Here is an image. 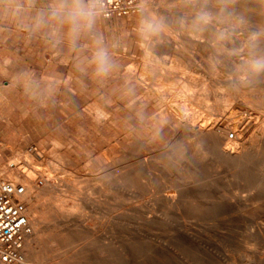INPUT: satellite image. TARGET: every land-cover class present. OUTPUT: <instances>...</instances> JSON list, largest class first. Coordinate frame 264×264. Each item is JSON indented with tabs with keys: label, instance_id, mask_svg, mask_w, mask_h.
Listing matches in <instances>:
<instances>
[{
	"label": "rangeland",
	"instance_id": "obj_1",
	"mask_svg": "<svg viewBox=\"0 0 264 264\" xmlns=\"http://www.w3.org/2000/svg\"><path fill=\"white\" fill-rule=\"evenodd\" d=\"M254 1L264 3V0ZM54 2L55 0H0V173L9 181H12L13 178L5 175V171L8 168L17 171L20 163V176L24 177L23 175H26V173H31L35 178L33 180H36L35 185L38 191H36V194L44 193L40 196L34 194L32 203L27 205L30 234L26 239L32 240L25 239L24 249L26 250L23 249V255L31 261H28V263L23 257V261L16 264H101L102 262L104 264L106 261L108 264H153L155 261L157 264H161L162 262H158V259L153 258H158L159 254L163 253L167 256L163 254L162 256H165L163 259L160 256L163 262H166L164 264H254L253 262L256 261L257 264H264V240L256 234V226L264 223V207L262 206L264 204V158H262L264 151L261 149V146L264 149V126H261L264 119L262 117L264 116V100L262 99L264 98V84L259 81L248 90L239 86L238 90L240 92L235 89V85L238 88L240 81H246V77L243 75L246 74L248 55L244 47L241 45L235 46L232 43L223 45L224 43L219 38L212 36L207 30L198 31L200 32L198 33L190 25L182 27L176 23L178 17H190L191 15L193 6L187 4L186 0H140L141 11L130 16L105 18L97 14L91 32H81L73 42L68 35L67 25H62L59 21L51 19L47 15ZM97 3L98 0H96V7ZM161 3L163 4L161 5ZM236 3L235 8H232L243 21L245 20L242 25L236 27V29L239 28V31L237 30L238 34L243 38L249 30V34L257 32L261 35L262 30L264 31V7H254L255 16L247 19L244 0H239V3L238 1ZM209 7L212 8V3L209 4ZM150 10L154 11L151 12ZM213 11H216V9L213 8ZM42 12L46 13L43 18L44 22L38 24L37 18ZM149 16L158 18L165 24L166 33L164 30L160 35L161 38L151 37L154 44L151 42L152 39L149 40L150 37L143 36L139 31L141 21ZM257 17L261 19L263 25ZM176 32L178 33V39L176 38ZM165 38L168 40H165ZM97 40L101 41L99 45ZM160 40L166 44L161 46L162 42ZM170 42H174V44L171 43L170 45ZM218 42H221L220 46ZM174 45L180 48L175 47L176 49L173 48V51L172 47ZM156 46L160 49L159 51H156ZM165 46L168 50L162 51ZM221 46H224L225 50L221 49ZM98 47H104L111 60V69L105 75L97 74L95 71L94 57ZM217 47L221 50H217ZM169 49L172 50L174 55ZM181 51L184 53L182 54ZM254 54L259 55L260 53L255 52ZM209 59L211 61L208 63L207 60L209 61ZM177 65L181 67L177 68L178 70L175 68L178 67ZM185 65L188 66V69L184 68ZM182 68L183 72H181ZM235 70L237 73H235ZM128 71L130 74L135 73L134 76L131 75L133 77L129 78L126 75ZM146 72L149 78H145ZM238 72H241V74L238 75ZM172 74L183 80L178 78L175 81L177 78L173 77ZM232 74L235 76L233 77ZM236 75L237 78L239 76L240 81L236 78ZM159 76L163 79H158ZM169 76L171 79L167 78ZM228 76L232 79L227 80ZM142 78L145 79V82ZM154 78L157 81L159 80L156 81L157 84L153 83ZM174 78L175 80L172 81ZM127 79H130V81ZM148 79L151 81H148ZM196 79H198L197 84H195ZM193 80L194 83H192ZM139 81L144 84L142 85ZM146 81L150 83H146ZM228 82L230 85H227ZM53 83L59 89L64 88V90L62 94L49 98L45 92L47 86ZM145 83L148 84V88ZM158 84L162 90H159ZM203 84L205 87L207 86V89L202 86ZM184 86H187V88H184L186 91L183 90ZM228 86H232L231 89H235L237 92L234 94L235 91L233 92L231 89L229 91ZM188 87L190 90H188ZM253 88L258 91L255 92L252 90ZM175 89L180 92L184 91L183 93L178 92L182 97L176 93L177 90ZM251 90L256 93L254 94L259 99H255L253 93L250 94ZM154 91L156 96L151 93ZM166 91L169 97L166 95ZM231 91L232 93H230ZM168 92H173V95ZM259 92H262L261 95ZM186 94L187 96L190 94L191 97H186ZM157 96H159V99L156 98ZM176 98L179 101H174ZM167 100L170 101L167 103ZM172 100L178 105H175L176 103L174 104ZM180 100L182 101L180 102ZM194 100L196 104H199L195 105L194 103V106L192 104ZM254 100L263 102V105ZM183 101L188 102V105L186 103V106ZM204 101H207L210 106H207L206 102L203 103ZM211 101L216 102V105ZM246 101L247 104H245ZM172 104L177 107L174 108ZM182 107H185V110H182L183 113L181 112ZM200 108L202 109L200 110ZM179 109L180 112H177ZM97 110L102 111V117L98 115ZM206 110L210 111L208 112V114L210 113L209 117ZM184 111H188L185 112L187 115ZM224 112L228 116H218V113L221 115ZM248 112L252 113V116ZM170 113H175V115L179 113L177 114L179 117L188 118L189 120H187L191 124L196 123V118L198 122L196 124H203V122L216 124L218 121L219 123L216 125L219 127L223 126L222 122L223 124L225 122L226 124L229 122H244L243 127H247L257 121L255 123H258L261 127L250 130L249 135H247L249 139L247 136V139H245V147L248 159L261 153V151L263 152L260 154L261 157L259 154L257 155L262 158L263 167L253 166L251 170L243 171L236 165L218 159V154L208 150V146L197 140V135L175 130L170 125L161 126L158 121L161 120V123H163L166 115ZM195 113L198 114H196L197 117ZM257 113L258 116L261 115L262 120L260 116H257ZM189 114L190 117H186ZM241 115H244V118ZM255 115L256 117H254ZM216 116L218 119L219 117L223 118L222 120L219 119L221 122ZM191 117L193 120H191ZM249 117H252V122ZM208 118H211L210 122ZM160 127L163 128L160 129ZM223 127L219 130L221 131ZM152 129L156 132H152ZM252 132L253 134L250 135ZM195 139L200 142L199 145ZM253 139H255L254 142ZM252 142L258 143V146L254 144V147H252ZM188 143L191 145L190 147L187 145ZM259 144H261L260 147ZM201 145L204 147L202 148ZM128 146L130 147L127 149ZM117 147L119 148L116 149ZM195 148L198 149L195 150L196 152L201 151L198 153L199 155L195 153ZM254 148L256 151H253ZM201 149L207 150L206 153V150L203 151L206 155L202 153ZM171 150L172 153H168ZM249 152L253 153L249 154ZM167 153H171L170 156ZM208 154L209 156H207ZM205 156L208 157V160ZM104 157L108 158V161ZM202 158L204 159L201 160ZM124 163L127 164L123 166ZM211 164H214V168ZM216 169L218 173L215 171ZM252 175L255 177H252ZM216 177L218 180H216ZM47 180L49 181L47 182ZM58 184L60 185L57 186ZM208 188L218 191L220 199H217V201L222 202V206L212 208L205 205L204 200H207L205 196L208 195L206 194ZM246 192H249V194ZM52 193L53 196H51ZM195 193L197 196H194ZM42 198L43 200H40ZM250 198H252L251 201ZM190 199H192L191 202H189ZM52 201L59 202L56 204ZM199 201L202 203L199 204ZM39 204L40 207H37ZM65 204H68L67 207ZM31 205H36V207L34 206L35 209L46 205L47 209L43 206L37 214L33 211L35 209ZM59 207H63L65 210H61L62 208ZM73 207L76 208V211L73 210ZM126 207L127 209H125ZM43 208L44 210H42ZM246 208L251 210L248 211ZM59 209L63 212H59ZM216 209L221 210V212H216ZM48 210L50 214L47 212ZM244 211L247 214L243 215ZM41 212L45 214L43 213L42 216ZM237 212L239 215H246L245 217L251 219L255 226L252 222L248 224L245 219L237 221L236 216H234L237 215ZM68 215L73 216L67 218ZM38 217L41 220H38ZM223 218L224 220H222ZM36 219L38 223H33ZM70 226L71 231L68 229ZM59 228L60 230H58ZM188 229H190V232ZM247 231H249L248 234L251 237L248 236ZM251 231L252 233H250ZM59 232L61 233L59 234ZM253 233L257 239L252 235ZM139 239H144V241H139ZM155 245L156 249L154 248ZM255 245L259 249L258 251L254 250ZM48 246L52 250L49 251ZM261 248V253H259ZM236 249L240 251L243 249V251L237 252ZM52 251L53 255H51ZM62 251L65 255L61 254ZM56 253H60L62 257L59 256L60 254L56 257ZM241 253L246 256L241 255ZM252 254L254 256L250 257ZM31 255L38 256L39 259L34 260ZM242 256L247 257L252 262H248L247 258L241 259ZM257 256L259 259H255ZM134 257L137 259L136 262L133 259ZM143 258L146 261L144 259L143 262H138V259L142 261ZM98 260L99 262H97Z\"/></svg>",
	"mask_w": 264,
	"mask_h": 264
},
{
	"label": "bare ground",
	"instance_id": "obj_2",
	"mask_svg": "<svg viewBox=\"0 0 264 264\" xmlns=\"http://www.w3.org/2000/svg\"><path fill=\"white\" fill-rule=\"evenodd\" d=\"M172 1V0H171ZM176 1V0H175ZM238 1V3H239V0H235V2L232 4V5H230L231 6V8L233 7V8H235L234 6H235V3ZM161 2H163V1H161ZM171 3V2H170ZM159 4H160V2H159ZM163 3H161V5H162ZM237 4V3H236ZM244 4H245V8L246 9H244L245 10V14H246V16L248 17L247 19H251V18H253V16H255V14L256 13H254L255 11L253 10V8L254 7H259V6H261V7H264V3H262V2H257V1H254V0H244ZM177 5V4H176ZM149 7V6H148ZM242 7V6H241ZM240 7V8H241ZM257 7V8H258ZM232 8V9H233ZM173 9V8H172ZM237 9V8H236ZM239 9V8H238ZM243 9V8H242ZM256 9V8H255ZM217 10V9H216ZM257 10V9H256ZM151 12L152 11H154V10H150ZM237 11V10H236ZM149 12V11H148ZM150 12V13H151ZM244 12V11H243ZM243 12H242V14H243ZM154 13V12H153ZM159 13L161 14V12L159 11ZM148 14V13H147ZM155 14H156V12H155ZM155 14H154V16H155ZM245 14H243V15H245ZM264 14V13H263ZM150 15V14H149ZM153 15V14H152ZM239 15V14H238ZM241 15V14H240ZM258 15V14H257ZM256 15V16H257ZM264 16V15H263ZM259 17V16H258ZM257 17V18H258ZM262 18V17H261ZM156 19H158V18H156ZM254 19H255V17H254ZM259 19V18H258ZM257 19V21L259 22V20L261 21V19H259L258 20ZM164 20V19H163ZM174 20V19H173ZM173 20H172V22H173ZM264 20V19H263ZM245 21V20H244ZM172 22H171V24H172ZM247 23V22H246ZM255 23V22H254ZM257 23V22H256ZM255 23V24H256ZM261 24H262V21L260 22ZM264 23V22H263ZM167 24H168V22H167ZM170 24V25H171ZM254 24V25H255ZM173 25V24H172ZM171 25V26H172ZM249 25V24H248ZM263 25V24H262ZM174 26V25H173ZM264 26V25H263ZM166 27H169V26H166ZM178 27V26H177ZM222 26H220V25H216V24H213V25H211V26H209L206 30H207V32L209 33V34H211L212 36H214V37H216V38H219L224 44L223 45H226V44H229V43H232V44H234L235 46H239V45H241V46H243L244 47V49L247 51V55H248V60H250L251 58H252V56H253V54L255 53V52H258V54L259 55H264V31L262 30V32H261V30H260V32H261V35H260V37H258V40L257 41H255L254 43H255V47H253L252 46V42H250L249 41V36H250V34H249V30H248V34L246 35V36H244L243 38L240 36V34H238L239 32V28L238 29H235V31L234 32H232V33H230L227 37H225V38H223V39H221L218 35H217V33L219 32V30H220V28H221ZM170 28V27H169ZM192 28V27H191ZM254 28V27H253ZM259 29V28H258ZM171 30V29H170ZM170 30H168V31H170ZM238 30V31H237ZM192 31V30H191ZM190 31V32H191ZM165 33H166V30L164 31ZM187 32H188V30H187ZM186 32V33H187ZM198 32V31H197ZM201 32V31H200ZM200 32H198V33H200ZM164 33V34H165ZM174 33V32H173ZM177 33V32H176ZM185 33V34H186ZM169 34H171V33H169ZM191 34V33H190ZM166 35V34H165ZM167 35H168V33H167ZM174 35H175V33H174ZM177 35H178V33L176 34V38H177ZM201 35H203V34H201ZM168 36H170V35H168ZM191 36H192V34H191ZM194 36V35H193ZM243 36V35H242ZM157 38H161L160 36L159 37H155V39H157ZM170 38H171V36H170ZM172 38H174L173 36H172ZM152 38L150 37V39L149 40H151ZM175 39V38H174ZM174 39H173V41H174ZM178 39V38H177ZM195 39V38H194ZM202 39V38H201ZM165 40H168L167 38H165ZM153 41V39L151 40V42ZM169 41H170V39H169ZM169 41H167V42H169ZM195 41V40H194ZM198 41V40H197ZM157 42H159V41H157ZM160 42H162L161 43V46H162V44H166V43H163V41H161L160 40ZM196 42V41H195ZM212 42V41H211ZM228 42V43H227ZM153 43V42H152ZM171 43L172 42H170V45H171ZM176 43H177V40H176ZM219 43V42H218ZM221 43V42H220ZM220 43H219V46H220ZM154 44V43H153ZM160 44V43H159ZM172 44H174V42L172 43ZM179 44V43H178ZM177 44V45H178ZM198 44V43H197ZM213 44V43H212ZM156 45V44H155ZM196 45V44H195ZM158 46V45H157ZM156 46V47H157ZM160 46V47H161ZM166 46H168V45H166ZM166 46H165V48H164V50H162V51H166V50H168V49H166ZM171 47V46H170ZM176 47V45H174V47H172V50H173V48H175ZM211 47V46H210ZM158 48V47H157ZM156 48V51L158 50H160L159 48L157 49ZM169 48V47H168ZM176 48H180V47H176ZM175 48V49H176ZM185 48V47H184ZM192 48V47H191ZM212 48V47H211ZM221 49H223V50H225V48H224V46H221L220 47ZM242 48V47H241ZM148 49V48H147ZM166 49V50H165ZM171 49V48H170ZM169 49V50H170ZM198 49V48H197ZM221 49H218V47H217V50H221ZM153 50H155V49H153ZM172 50H170L171 51V53L174 55V53L172 52ZM178 50V49H177ZM180 50V49H179ZM239 50V49H238ZM237 50V51H238ZM174 51V50H173ZM191 51H193V50H191ZM236 51V52H237ZM243 51V50H242ZM182 52V51H181ZM232 52V51H231ZM241 52V51H240ZM245 52V51H244ZM165 53V52H164ZM170 53V54H171ZM176 53V52H175ZM177 53H178V51H177ZM176 53V54H177ZM180 53V52H179ZM184 52H182V54H183ZM188 53H189V51H188ZM193 53V52H192ZM225 53H227V52H225ZM234 53V52H233ZM238 53V52H237ZM162 54V53H161ZM172 54H171V56H172ZM195 54V53H194ZM228 54H230V52H228ZM232 54V53H231ZM246 54V53H245ZM166 55V54H165ZM170 56V55H169ZM179 56V55H178ZM183 56H185V55H183ZM195 56H197L196 54H195ZM238 56V55H237ZM174 57V56H173ZM187 58H188V56H186ZM240 57H241V55H240ZM185 58V57H184ZM207 58V57H206ZM242 58H243V56H242ZM189 59V58H188ZM194 59V58H193ZM202 59V58H201ZM151 60V59H150ZM169 60V59H168ZM176 60H178V59H176ZM184 60H186V59H184ZM190 60V59H189ZM188 60V61H189ZM195 60V59H194ZM241 60H243V59H241ZM166 61V60H165ZM173 61V60H172ZM211 60L209 59V61L207 60V62L209 63ZM230 61H232V60H230ZM237 61V60H236ZM205 62H206V60H205ZM160 63H162V62H160ZM174 63H175V61H174ZM174 63H173V65H174ZM179 63V62H178ZM185 63V62H184ZM189 64H190V62H188ZM247 63V62H246ZM245 63V64H246ZM145 64H146V62H145ZM165 64H167V63H165ZM169 65H170V63H168ZM172 64V63H171ZM187 64V63H186ZM188 64V65H189ZM237 64V63H236ZM147 65V64H146ZM163 65V64H162ZM172 65V66H173ZM176 65V64H175ZM211 65V64H210ZM214 65V64H213ZM137 66V65H136ZM164 66H166V65H164ZM178 66V65H177ZM181 66H182V64H181ZM194 66V65H193ZM192 66V67H193ZM197 66V65H196ZM238 66V65H237ZM138 67V66H137ZM147 68H148V66H146ZM146 67H144V68H146ZM180 66H178V67H175L176 68V70H178L177 68H179ZM187 68L188 66L187 65H185L184 66V68ZM215 67V66H214ZM143 68V69H144ZM172 68V67H171ZM181 68V67H180ZM197 68V67H196ZM246 74L245 75H243L244 77H246V81L245 82H243V81H240L238 78H239V76H238V78H237V75H236V78L241 82H237L239 85H238V88H237V86L235 85V89H239V86H242L241 88H243V87H245V89H251L252 88V86H254V84L255 83H259V81H262L263 82V84H264V71L263 72H259V73H257V72H254V71H252L251 69H250V67H248V66H246ZM142 69V68H141ZM140 69V70H141ZM154 69V68H153ZM156 70H158L157 68H155ZM164 69H166V68H164ZM188 69V68H187ZM228 69V68H227ZM132 70V69H131ZM139 70V69H138ZM139 70V71H140ZM182 70V71H181ZM180 71L181 72H183V68L181 69ZM198 70V69H197ZM215 70V69H214ZM231 70V69H230ZM229 70V71H230ZM238 70V69H237ZM130 71V70H129ZM127 72V74L126 75H128V77L129 78H131V77H133L134 76V74H130V72H132V71H130V72ZM147 71H149V70H147ZM170 71V70H169ZM171 71H173V70H171ZM179 71V72H180ZM190 71V70H189ZM134 72V71H133ZM161 72V71H160ZM129 73V74H128ZM147 73V72H146ZM152 73V72H151ZM159 73V72H158ZM215 73V72H214ZM235 73H237L236 72V70H235ZM243 73V72H242ZM141 74V73H140ZM161 74V73H160ZM181 74V73H180ZM196 74V73H195ZM198 74V73H197ZM207 74V73H206ZM227 74V73H226ZM239 74H241V72L239 73L238 72V75ZM131 75H133V76H131ZM139 75V74H138ZM150 75V74H149ZM152 75V74H151ZM167 76H168V74H166ZM183 75V74H182ZM136 76V75H135ZM140 76V75H139ZM139 76H137V77H139ZM144 76H146L145 78H149V76H148V73L146 74V75H144ZM148 76V77H147ZM153 76V75H152ZM164 76H165V74H164ZM170 76H171V74H170ZM167 77V78H170L171 79V77ZM172 76H173V74H172ZM177 76V75H176ZM176 76H173V77H176ZM184 76H185V74H184ZM205 76V75H204ZM203 76V77H204ZM225 76V75H224ZM232 76H233V74H232ZM231 76V77H232ZM235 76V75H234ZM233 76V77H234ZM242 76V75H241ZM141 77H143V76H141ZM140 77V78H141ZM221 78H222V75L220 76ZM226 77V76H225ZM127 78V77H126ZM153 78V77H152ZM159 78H162V77H158V79ZM166 77H164V79H165ZM167 78H166V80H167ZM177 79L175 80V78L174 79H172V81L173 80H175V81H177L178 80V78H180V77H176ZM215 78V77H214ZM217 78V77H216ZM240 78H242V77H240ZM263 78V79H262ZM138 79V78H137ZM143 79V81L145 82V79L144 78H142ZM151 79V78H150ZM150 79H148V81H151ZM155 80H154V84H157L156 83V81H157V79L156 78H154ZM163 79V78H162ZM182 78H180V80H181ZM184 79H186L185 77H184ZM189 79V78H188ZM227 79V78H226ZM229 79H232V78H229V76H228V79L227 80H229ZM234 79V78H233ZM244 79V78H243ZM128 81H130V79H127ZM136 80V79H135ZM147 80V79H146ZM153 80V79H152ZM183 80V79H182ZM197 80L198 79H196L195 81H196V83L195 84H197ZM216 80V79H215ZM159 81V80H158ZM157 81V82H158ZM186 81H189V80H186ZM194 80H193V82L192 83H194L195 82ZM201 81V80H200ZM140 82V81H139ZM167 82H169V81H167ZM191 82V81H190ZM204 82V81H203ZM216 82H218L217 80H216ZM230 82V81H229ZM228 82V84L227 85H230V83ZM262 82H260V83H262ZM67 83V82H66ZM141 83V82H140ZM146 83H150V82H147L146 81ZM145 83V84H146ZM164 83V82H163ZM166 83V82H165ZM178 83H179V81H178ZM182 83V82H181ZM180 83V84H181ZM189 83V82H188ZM200 83V82H199ZM198 83V85H200ZM202 83V82H201ZM234 84H236L235 82H233ZM142 85L144 84L143 82L141 83ZM153 84V85H154ZM160 84V83H159ZM159 84H158V87H159ZM205 85L207 84V83H204ZM204 84L202 85V86H204ZM209 84V83H208ZM215 84H218V83H215ZM153 85H152V87H153ZM182 85V84H181ZM185 85V84H184ZM193 85V84H192ZM231 85H233L232 83H231ZM146 87L148 86V84H146L145 85ZM150 86V85H149ZM160 86H161V84H160ZM167 86V85H166ZM169 86V85H168ZM209 86H210V84H209ZM258 86V85H257ZM144 87V86H143ZM155 87V86H154ZM158 87H157V92H158ZM162 87V86H161ZM173 87V86H172ZM191 87H193V86H191ZM205 87V86H204ZM207 87V86H206ZM205 87V88H206ZM218 87V86H217ZM216 87V88H217ZM231 87L232 86H228L227 88H229V91H230V89H231ZM148 88V87H147ZM150 88V87H149ZM166 88H168V87H166ZM184 88H187V86H184L183 87V90H185ZM189 88V87H188ZM199 88H202V87H199ZM219 88V87H218ZM240 88V89H241ZM170 89V88H169ZM171 89H173V88H171ZM178 89V88H177ZM177 89H175V90H177ZM180 89V88H179ZM194 89V88H193ZM202 89H204V88H202ZM207 89V88H206ZM208 89H210V88H208ZM235 89L233 90V89H231L233 92L235 91ZM150 90H151V88H150ZM159 90H162L160 87H159ZM174 90V89H173ZM188 90H190V88L188 89ZM247 90H246V92H247ZM252 90H254L255 91V89L253 88ZM251 90V91H252ZM152 91V90H151ZM172 91V90H171ZM181 91H182V89H181ZM186 91V90H185ZM193 91V90H192ZM197 91V90H196ZM208 91V90H207ZM211 91V90H210ZM222 91V90H221ZM232 91L230 92V93H232ZM239 91V90H238ZM258 90H256L255 92H257ZM264 91V90H263ZM262 91V92H263ZM146 92V91H145ZM150 92V91H149ZM178 92H180L179 90H177L176 91V93H178ZM184 92V91H183ZM183 92H180V93H183ZM198 92V91H197ZM237 91H235L234 92V94L236 93ZM240 92V91H239ZM242 92H243V90H242ZM255 92H250V94L251 93H255ZM261 92V93H262ZM151 93H153L154 95H155V91L154 92H151ZM169 94H171L172 93V95H173V92H168ZM175 93V94H176ZM180 93H178V95L180 94ZM187 93V92H186ZM248 93V92H247ZM260 93V92H259ZM261 93H260V95H261ZM264 93V92H263ZM152 94V95H153ZM185 94V93H184ZM183 94V95H184ZM198 94V93H197ZM213 94V93H212ZM218 94V93H217ZM226 94V93H225ZM234 94H232V95H234ZM238 94V93H237ZM256 94V93H255ZM255 94H254V96H255ZM166 95L168 96V94H167V91H166ZM178 95H175V96H178ZM182 95V94H181ZM231 95V96H232ZM241 95H243V94H241ZM259 95V96H260ZM156 96V95H155ZM154 96V97H155ZM161 96H163L162 94H161ZM171 96V95H170ZM180 96V95H179ZM185 96V95H184ZM188 96H190L191 97V95L189 94ZM187 96V94H186V97H188ZM208 96V95H207ZM234 96H236V95H234ZM142 97H144V95H142ZM169 97V96H168ZM174 97V96H173ZM180 97H182V96H180ZM189 97V98H190ZM193 97V96H192ZM242 97H244V96H242ZM156 98H158L159 99V96H157ZM163 98H164V96H163ZM167 98V97H166ZM179 98V97H178ZM178 98H176V100H174V101H179V100H177ZM206 98V97H205ZM248 98V97H247ZM246 98V99H247ZM251 98V97H250ZM253 98V97H252ZM260 98H262V97H260ZM161 99H162V97H161ZM172 99V98H171ZM170 99V100H171ZM179 99H181V98H179ZM186 99V98H185ZM184 99V100H185ZM200 99V98H199ZM198 99V100H199ZM255 99H259V97H257L256 98V96H255ZM263 100H264V98H262ZM164 100H166V99H164ZM169 100V101H170ZM183 100V99H182ZM182 100H180V102L182 101ZM196 100V99H195ZM194 100V102L192 103L193 105H194V103L196 102ZM249 100V99H248ZM136 101V100H135ZM160 101V100H159ZM162 101V100H161ZM168 100H167V103L169 102ZM173 101V100H172ZM173 101V102H174ZM187 101V100H186ZM190 101V100H189ZM193 101V100H192ZM232 101V100H231ZM234 101V100H233ZM254 101H258V100H254ZM260 101H261V99H260ZM260 101H258L257 103H259ZM155 102H157V101H155ZM154 102V103H155ZM163 102V101H162ZM166 102V101H165ZM180 102H179V104H180ZM184 103H185V101H183ZM207 103V106H210L209 104H208V102L207 101H204L203 103ZM211 102H213L214 103V101H211ZM210 102V103H211ZM237 102V101H236ZM238 102H239V100H238ZM237 102V103H238ZM242 102H244L243 100H242ZM241 102V103H242ZM252 102H253V100H252ZM264 102V101H263ZM263 102H260L261 104L263 103ZM164 103V102H163ZM162 103V104H163ZM172 103V102H171ZM176 102H174V104H175ZM187 103V105H188V102H186ZM186 103H185V105H186ZM198 103V102H197ZM202 103V102H201ZM200 103V104H201ZM218 103V102H217ZM222 103H223V101H222ZM249 103H250V101H249ZM259 103V104H260ZM134 104H135V102H134ZM158 104V103H157ZM174 104H172V105H174ZM199 104V103H198ZM198 104H196L195 103V105H198ZM212 104V103H211ZM215 105H216V102L214 103ZM224 104V103H223ZM222 104V106L224 107V105ZM245 104H247V101L245 102ZM264 104V103H263ZM262 104V105H263ZM156 105V104H155ZM171 105V106H172ZM175 105H178L177 103L175 104ZM173 106L174 108H176L177 106ZM181 106H182V104H180ZM186 105V106H187ZM193 105H191V106H193ZM194 105V106H195ZM235 105V104H234ZM148 106V105H147ZM153 106V105H152ZM206 106V105H205ZM206 106V107H207ZM226 107H227V105H225ZM251 107H253L252 105H250ZM258 106V105H257ZM157 107V106H156ZM225 107V108H226ZM237 107H239V106H237ZM256 107V106H255ZM162 108V107H161ZM164 108V107H163ZM183 108V107H182ZM185 108V107H184ZM181 109V112H182V110H185V109ZM216 108V107H215ZM230 108V107H229ZM166 110H167V108H165ZM164 109V110H165ZM169 109V108H168ZM170 109H172V108H170ZM202 108H200V110H201ZM163 110V111H164ZM175 110V109H174ZM191 110V109H190ZM190 110H188V111H190ZM238 110V109H237ZM91 111V110H90ZM95 112H96V110H94ZM169 111H172V110H169ZM188 111H184V113L185 112H188ZM193 111V110H192ZM207 111V114H208V112H210V111H208V110H206ZM235 111V110H234ZM241 111V110H240ZM250 111V110H249ZM172 112H174V111H172ZM175 112H176V110H175ZM177 112H180V109H179V111H177ZM201 112V111H200ZM211 112H213L212 110H211ZM230 112V111H229ZM97 113H98V115L99 116H101L103 113H102V111H99V110H97ZM162 113H164V112H162ZM169 113V112H168ZM183 113V112H182ZM204 113H205V111H204ZM236 113H238V112H236ZM249 113V112H248ZM253 113H254V111H253ZM107 114V113H106ZM158 114V113H157ZM161 114V113H160ZM165 114V113H164ZM177 114H179V113H177ZM175 115V113L174 114H172V113H170V114H168V115H166V118L164 119V121H163V123H161V120L160 121H158V123L161 125V126H165V125H170V127L172 126V127H174L175 128V130H178V131H181V132H184V133H186V134H195V135H197V137L196 138H198L197 140H199L201 143H203L204 145H206V146H208V150H210V151H214V152H216L217 154H218V156H219V158L218 159H222V160H224V161H226L227 163H231V164H233V165H236V166H238V167H240L241 169H243V171L245 170V171H247V170H251V168L253 167V166H261V167H263V165H262V158H264V156L262 157V158H260L261 157V155L260 154H262L263 152L261 151V153H258V151H257V153L260 155V157H258L257 155V153L256 152H254L255 154H257V155H253V157L252 158H250V159H248V157H247V153H246V147H245V139H247L248 138V136L247 135H249L248 133L250 132V130H255L256 128H258V127H261V126H264V119L262 118V117H264V116H262L261 117V115H259L261 118V120L263 119V124H261V126L260 125H258V123H255V122H257V121H254V123L251 125V126H247V127H243V125H244V122H229V123H227L226 124V122L224 123V124H226L225 126H224V124H223V122H222V125L224 126H221V127H223V129L220 131L219 130V128L221 129V127H219L218 125H216L217 123H219L218 121H217V123L216 124H207V122L206 123H204L203 122V124H196V123H198L197 122V116H196V114L197 113H195V118H196V123L195 124H191V122L189 123L188 122V118H181V117H179L178 115ZM186 114V113H185ZM210 114V113H209ZM209 114H208V117H209ZM212 114V113H211ZM231 114V113H230ZM240 114V113H239ZM238 114V115H239ZM250 114V113H249ZM252 114V113H251ZM250 114V116H252ZM256 114V113H255ZM94 115V114H93ZM97 115V114H96ZM187 115V114H186ZM198 115V114H197ZM215 115V114H214ZM217 115V114H216ZM223 115H225V112L224 113H221V115H219V113H218V116H220V117H223ZM227 115V114H226ZM225 115V116H226ZM244 115H245V113H244ZM244 115L242 116L243 118H244ZM254 115V114H253ZM163 116V115H162ZM181 116V115H180ZM183 116V115H182ZM191 116H193V115H191ZM204 116V115H203ZM228 116V115H227ZM257 116H258V113H257ZM258 116V117H259ZM102 117V116H101ZM186 117H190V114H189V116H186ZM206 117V116H205ZM219 117V119H221ZM230 117H232V116H230ZM235 117V116H234ZM247 117V116H246ZM254 117H256V115L254 116ZM257 117V118H258ZM192 118V117H191ZM195 118H194V120H195ZM200 118V117H199ZM201 118H203V117H201ZM207 118V117H206ZM212 118V117H211ZM211 118L209 119V122L211 121ZM216 118L218 119V117L216 116ZM249 118H251L250 120H251V122H252V117H249ZM96 119V118H95ZM188 119V120H187ZM213 119V118H212ZM216 119V120H217ZM218 119V120H219ZM223 119V118H222ZM221 119V120H222ZM248 119V118H247ZM102 120V119H101ZM191 120H193V118L191 119ZM200 120V119H199ZM214 120V119H213ZM225 120V119H224ZM255 120V119H254ZM256 120H259V119H256ZM202 121V120H201ZM220 121V120H219ZM240 121H241V119H240ZM248 121V120H247ZM246 121V122H247ZM99 122H101V121H99ZM154 122V121H153ZM200 122V121H199ZM216 122V121H215ZM221 122V121H220ZM228 122V121H227ZM249 122V121H248ZM116 123V122H115ZM146 125V124H145ZM249 125V124H248ZM219 128H218V127ZM163 127H160V129L161 128H163ZM154 128V127H153ZM158 128V127H157ZM159 129V128H158ZM152 132H156V131H153V129H152ZM255 133V132H254ZM263 133V132H262ZM251 134H253V132L252 133H250V135ZM134 135V134H133ZM130 136V135H129ZM156 136V135H155ZM246 136H247V138H246ZM254 136V135H253ZM258 136V135H257ZM135 137V136H134ZM136 139H137V137H135ZM134 138V139H135ZM175 138H176V136H175ZM174 139V138H173ZM172 139V140H173ZM194 139V138H193ZM249 139V138H248ZM133 140V139H132ZM196 140V139H195ZM197 140H196V142H197ZM254 140L255 139H253V142H254ZM131 141V140H130ZM129 141V142H130ZM187 141V140H186ZM191 141V140H190ZM194 141V140H193ZM250 141V140H249ZM259 141H260V139H259ZM262 141V140H261ZM195 142V143H196ZM200 142H197L198 143V145H199V143ZM252 142V144L251 145H253L252 147H254V144L256 143V141H255V143H253ZM250 143H251V141H250ZM261 143V142H260ZM130 144V143H129ZM132 144V143H131ZM166 144H168V143H166ZM194 144V143H193ZM171 145V144H170ZM177 145H181V144H177ZM187 145H189V143L187 144ZM197 145V146H198ZM250 145V146H251ZM260 145L261 144H259V147H260ZM137 146V145H136ZM135 146V147H136ZM167 146V145H166ZM191 145H189V147H190ZM202 146V145H201ZM255 146H258V143L257 144H255ZM130 146H128L127 147V149L129 148ZM134 147V148H135ZM188 147V148H189ZM194 147H195V145H194ZM204 146H202V148H203ZM251 147V148H252ZM258 147V148H259ZM119 147H117L116 149H118ZM138 148V147H137ZM164 148H165V146H164ZM167 148V147H166ZM198 148V147H197ZM197 148H195L194 149V151L197 149ZM201 148V147H200ZM206 148V147H205ZM250 148V149H251ZM192 149H193V145H192ZM199 149V148H198ZM197 149V150H198ZM255 149V148H254ZM256 149H257V147H256ZM256 149L255 150H253V151H256ZM261 149L264 151V149H263V147L261 146ZM202 150V149H201ZM206 149H204V150H202V153H203V151H205ZM252 150V149H251ZM258 150V149H257ZM164 151V150H163ZM260 151V150H259ZM169 152H171L172 153V150L171 151H168V153ZM201 152V151H200ZM200 152H196L195 151V153H197V155H199L198 153H200ZM207 152V150L205 151V153ZM167 153V154H168ZM170 153V154H171ZM191 153H193V151H191ZM209 153V152H208ZM251 152H249V154H250ZM253 153V152H252ZM251 153V154H252ZM142 154V153H141ZM159 154V153H158ZM170 154H168L169 156H170ZM204 154V153H203ZM211 154V153H210ZM248 154V155H249ZM264 154V153H263ZM26 155V154H25ZM25 155H23L24 157H26ZM28 155V154H27ZM57 155V154H56ZM196 155V154H195ZM204 155H206V154H204ZM19 156H21V155H19ZM22 156V157H23ZM207 156H209V154L207 155ZM251 156V155H250ZM161 157V156H160ZM206 157V156H205ZM204 157V158H205ZM211 157V156H210ZM27 158H28V156H27ZM26 158V159H27ZM105 158V157H104ZM146 158V157H145ZM173 158V157H172ZM198 158V157H197ZM200 158V157H199ZM204 158H202L201 160H203ZM17 159V158H16ZM19 159V158H18ZM65 159V158H64ZM105 159H107V161H108V158H105ZM117 159V158H116ZM20 160H21V157H20ZM23 160V159H22ZM50 160V159H49ZM121 160V159H120ZM206 160H208V157H206ZM212 160V159H211ZM25 161V160H24ZM24 161H23V164H24ZM61 161V160H60ZM70 161V160H69ZM174 161H176V160H174ZM213 161V160H212ZM216 161H217V158H216ZM119 162V161H118ZM182 163V162H181ZM213 163H215V162H213ZM29 164V163H28ZM106 164V163H105ZM113 164H115V163H113ZM125 164H127V163H124L123 164V166L125 165ZM130 164V163H129ZM207 164H210V163H207ZM116 165V164H115ZM213 165L214 164H211V166L213 167ZM215 165H216V163H215ZM20 163L18 164V169H17V171H15V170H12V169H7V171H5V175H9L10 177H12L11 179H12V182H14V183H21L22 185H24L25 186V188H26V194L24 195V197H23V201L26 203V205H30L31 203H32V201H33V198H34V194H36V183H35V181L33 180V179H35V178H33V176L31 175V173H29L28 172V174L26 173V175H23L24 177H21L20 176V174H19V170L21 169L20 167ZM121 166V165H120ZM206 166V165H205ZM216 166H218V164L216 165ZM215 166V167H216ZM35 167V166H34ZM119 167V166H118ZM148 167V166H147ZM157 167V166H156ZM185 167V166H184ZM230 167V166H229ZM22 168H24V167H22ZM117 168V167H116ZM138 168V167H137ZM146 168V167H145ZM175 168V167H174ZM209 168V167H208ZM214 168V167H213ZM25 170V169H24ZM117 170V169H116ZM171 170H173V169H171ZM201 170V169H200ZM219 170V169H218ZM189 171H191V170H189ZM197 171V170H196ZM211 171H212V169H211ZM215 171H217V169L215 170ZM25 172H27V171H25ZM40 172V171H39ZM64 172V171H63ZM110 172V171H109ZM198 172V171H197ZM216 173V172H215ZM217 173H218V171H217ZM25 174V173H24ZM40 174V173H39ZM166 174V173H165ZM184 174V173H183ZM186 174V173H185ZM189 175H190V173H188ZM201 174V173H200ZM263 174V173H262ZM2 175V174H1ZM61 175V174H60ZM205 175V174H204ZM218 175V174H217ZM230 175V174H229ZM228 175V176H229ZM240 175V174H239ZM3 177H4V175H2ZM41 176V175H40ZM246 176H248L247 174H246ZM254 175H252V177H253ZM146 177V176H145ZM150 177V176H149ZM202 177H204V176H202ZM227 177V176H226ZM248 177H250V176H248ZM255 177V176H254ZM259 178H260V176H258ZM263 177V176H262ZM5 179H7L6 177H4ZM201 178V177H200ZM217 178V177H216ZM215 178V179H216ZM246 178V177H245ZM177 179V178H176ZM206 179V178H205ZM204 179V180H205ZM224 179H226V178H224ZM241 179V178H240ZM8 180V179H7ZM74 180V179H73ZM72 180V181H73ZM178 180V179H177ZM216 180H218V178L216 179ZM227 180V179H226ZM233 180V179H232ZM248 180V179H247ZM49 180H47V182H48ZM215 181V180H214ZM228 181V180H227ZM234 181V180H233ZM251 181V180H250ZM74 182V181H73ZM242 182V181H241ZM138 183V182H137ZM206 183V182H205ZM236 183V182H235ZM251 183H252V181H251ZM49 184H50V182H49ZM61 184V183H60ZM60 184H58L57 186H59ZM75 184V183H74ZM242 185V184H241ZM261 185V184H260ZM71 186V185H70ZM83 186V185H82ZM201 186V185H200ZM199 186V187H200ZM244 186V185H243ZM259 186V185H258ZM39 187V186H38ZM37 187V188H38ZM61 187V186H60ZM65 187V186H64ZM76 187V186H75ZM125 187V186H124ZM220 187H222V186H220ZM250 187V186H249ZM253 187V186H252ZM147 188V187H146ZM263 188V187H262ZM50 189V188H49ZM48 189V190H49ZM60 189H62V188H60ZM64 189H66V188H64ZM69 189V188H68ZM126 189V188H125ZM183 189V188H182ZM181 189V190H182ZM186 189V188H185ZM192 189V188H191ZM250 189V188H249ZM259 189H261L260 187H259ZM42 190V189H41ZM72 190V189H71ZM162 190V189H161ZM180 190V191H181ZM263 190H264V188H263ZM56 191V190H55ZM70 191V190H69ZM73 191V190H72ZM80 191V190H79ZM156 191V190H155ZM154 191V192H155ZM261 191V190H260ZM38 192V191H37ZM45 192V191H44ZM57 192V191H56ZM68 192V191H67ZM160 192V191H159ZM230 192V191H229ZM250 192V191H249ZM249 192H246L247 194H249ZM252 192V191H251ZM263 192V191H262ZM61 193V192H60ZM59 193V194H60ZM80 193V192H79ZM161 193V192H160ZM186 193V192H185ZM184 193V194H185ZM44 193L43 192H40V193H37L36 195H38V196H40V195H43ZM50 194V193H49ZM58 194V193H57ZM63 194V193H62ZM61 194V195H62ZM65 194H67V193H65ZM196 194V193H195ZM194 194V196H197V194L195 195ZM206 194H208V195H206L205 196V198H207V200H204L205 201V205L206 206H208V207H212V208H214L215 206H222L223 204H221L222 202H218L217 201V199H220L219 197H218V191L217 190H215V189H213V188H208L207 189V193ZM221 194V193H220ZM252 194V193H251ZM56 194L54 193V196H55ZM61 195H59V196H61ZM68 195H70L69 193H68ZM223 195V194H222ZM225 195H227V194H225ZM254 195V194H253ZM51 196H53V193H52V195ZM123 196V195H122ZM146 196V195H145ZM258 196V195H257ZM42 197V196H41ZM40 197V198H41ZM58 197V196H57ZM64 197V196H63ZM231 197H233V196H231ZM254 197H256V196H254ZM39 198V197H38ZM56 198V197H55ZM59 199H60V197H58ZM57 198V199H58ZM66 198H69V197H66ZM122 198V197H121ZM142 198V197H141ZM159 198V197H158ZM63 199V198H62ZM71 199H72V197H71ZM147 199V198H146ZM40 200H43V198L42 199H40ZM39 200V201H40ZM50 200V199H49ZM53 200V199H52ZM68 200V199H67ZM74 200V199H73ZM134 200V199H133ZM191 200L192 199H190V201L189 202H191ZM199 200H201V199H199ZM214 200H216V201H214ZM228 200V199H227ZM231 200H233V199H231ZM252 200V198H250V201ZM255 200V199H254ZM75 201V200H74ZM81 201V200H80ZM184 201H185V199H184ZM202 201V200H201ZM204 201H202V202H204ZM35 202V201H34ZM54 201H52V203H53ZM59 202V201H58ZM57 202V203H58ZM121 202V201H120ZM119 202V203H120ZM132 202H135V201H132ZM202 202H198L199 204L200 203H202ZM50 203H51V201H50ZM54 203H56V202H54ZM56 203V204H57ZM82 203H84V202H82ZM121 203H123V202H121ZM120 203V204H121ZM256 203V202H255ZM259 203V202H258ZM34 204V203H33ZM37 204V203H36ZM45 204V203H44ZM64 204V203H63ZM119 204V205H120ZM127 204V203H126ZM131 204V203H130ZM137 204V203H136ZM195 204H196V202H195ZM225 204V203H224ZM244 204V203H243ZM263 204V203H262ZM68 205V204H67ZM67 205L65 204V206L67 207ZM117 205V204H116ZM128 205V204H127ZM202 205V204H201ZM248 205V204H247ZM253 205V204H252ZM251 205V206H252ZM258 205V204H257ZM32 207H36V205H31ZM30 206V207H31ZM40 207V204L39 205H37V207ZM45 208L47 207L46 205H43ZM42 206V207H43ZM60 206H61V203H60ZM126 206V205H125ZM138 206V205H137ZM187 206V205H186ZM249 206H250V204H249ZM263 207H264V204L262 205ZM32 207H31V210H33L32 209ZM35 207H34V209H35ZM41 207V208H42ZM128 207V206H127ZM127 207L125 208V209H127ZM143 208H144V206H142ZM146 207V206H145ZM204 207V206H203ZM233 207V206H232ZM261 207V206H260ZM260 207H258V208H260ZM41 208H37V209H35V210H33V211H35V212H37V214H38V212H39V210H41ZM57 208H58V205H57ZM61 210H65V209H63V207H59ZM72 208V207H71ZM238 208V207H237ZM255 208V207H254ZM30 209V208H29ZM47 209V208H46ZM48 209H50V208H48ZM59 209V212L61 211ZM75 209V211H76V208H74L73 207V210ZM78 209H80V208H78ZM120 209V208H119ZM238 209H240V208H238ZM246 209H248V208H246ZM246 209H245V211H246ZM250 209V208H249ZM248 209V211H250ZM256 210H257V208H255ZM255 209H254V211H255ZM261 209V208H260ZM264 209V208H263ZM42 210H44V208L42 209ZM70 210V209H69ZM144 210V209H143ZM253 210V209H252ZM33 211H31L32 213H33ZM106 211H108V210H106ZM165 211V210H164ZM211 211V210H210ZM244 211V213H242L243 215L244 214H247V212H245ZM27 212H29L28 210H27ZM48 213H49V210L47 211ZM61 212H63V211H61ZM105 212V211H104ZM109 212V211H108ZM159 212V211H158ZM216 212H218V213H220L221 212V210H219V209H216ZM257 212V211H256ZM262 212V211H261ZM260 212V213H261ZM42 213V212H41ZM44 213V212H43ZM43 213L41 214L42 216H43ZM68 213V212H67ZM69 213H70V211H69ZM72 213V212H71ZM77 213V212H76ZM107 213V212H106ZM250 213V212H249ZM35 214V213H34ZM45 214V213H44ZM50 214V213H49ZM64 214V213H63ZM74 214H75V212H74ZM73 214V215H74ZM167 214V213H166ZM214 214H215V209H214ZM234 214V213H233ZM232 214V215H233ZM236 214V213H235ZM242 214H238V212H237V215H234V216H236L235 218L237 219V221L238 220H240V219H245L246 221H247V223L248 224H250L251 222L253 223V221H251V219H248V218H246L245 216H243ZM253 214V213H252ZM255 214V213H254ZM47 215V214H46ZM73 215H68L67 216V218H71ZM77 215V214H76ZM170 215V214H169ZM221 215V214H220ZM33 216V215H32ZM39 216V215H38ZM45 216V215H44ZM58 216V215H57ZM80 216V215H79ZM151 216V215H150ZM249 216V215H248ZM253 216V215H252ZM47 217V216H46ZM198 217V216H197ZM220 217H222V216H220ZM49 218V217H48ZM66 218V217H65ZM76 218V217H75ZM261 218V217H260ZM43 219V218H42ZM59 219V218H58ZM195 219V218H194ZM233 219H234V217H233ZM33 220V219H32ZM38 220H41V218L39 219V217H38ZM45 220V219H44ZM84 220V219H83ZM102 220H104V219H102ZM216 220V219H215ZM217 220H219V219H217ZM221 220V219H220ZM222 220H224V218L222 219ZM235 220V219H234ZM106 221V220H105ZM35 222H37V219H36V221L34 220V222L33 223H35ZM76 222V221H75ZM219 222V221H218ZM217 222V223H218ZM223 222V221H222ZM29 223H30V221H29ZM38 223V222H37ZM70 223V222H69ZM73 223V222H72ZM77 223V222H76ZM104 223V222H103ZM208 223H209V221H208ZM211 223V222H210ZM68 224V223H67ZM104 224H106V223H104ZM221 224V223H220ZM232 224V223H231ZM40 225V224H39ZM39 225H38V227H39ZM43 225V224H42ZM77 225V224H76ZM79 225V224H78ZM77 225V226H78ZM216 225H218V224H216ZM252 225V224H251ZM253 225L255 226V224L253 223ZM58 226V225H57ZM56 226V227H57ZM118 226H119V224H118ZM121 226V225H120ZM253 226V227H254ZM41 227V226H40ZM53 227V226H52ZM59 227V226H58ZM61 227V226H60ZM74 227V226H73ZM257 227V236L259 235L260 236V238H263V240H264V223L262 224V225H260V226H256ZM75 228V227H74ZM78 228V227H77ZM117 228V227H116ZM119 228V227H118ZM126 228V227H125ZM128 229H130L129 227H127ZM64 229V228H63ZM68 229H70V231H71V226L68 228ZM185 229V228H184ZM251 229H252V227H251ZM250 229V230H251ZM254 229V228H253ZM48 230V229H47ZM58 230H60V228L58 229ZM74 230V229H73ZM76 230H78V229H76ZM187 230V229H186ZM189 230V232H190V229H188ZM249 230V231H250ZM35 231V230H34ZM50 231V230H49ZM75 231V230H74ZM215 231H217L216 229H215ZM219 231V230H218ZM246 231V230H245ZM249 231H247V234H248V232ZM57 232V231H56ZM64 232H66L65 230H64ZM69 232V231H68ZM121 232V231H120ZM130 232V231H129ZM188 232V231H187ZM254 233H255V229H254V231H253ZM43 233V232H42ZM45 233V232H44ZM52 233V232H51ZM58 233V232H57ZM61 232H59V234H60ZM134 233V232H133ZM195 233V232H194ZM194 233H193V235H194ZM226 233V232H225ZM250 233H252V231L250 232ZM254 233L252 234L253 236H254ZM54 234V233H53ZM67 234V233H66ZM70 234V233H69ZM68 234V235H69ZM247 234H246V236H247ZM56 235V234H55ZM67 235V236H68ZM95 235V234H94ZM127 235V234H126ZM195 235H197L196 233H195ZM70 236V235H69ZM128 236V235H127ZM248 236H250L251 237V235L250 234H248ZM247 236V237H248ZM62 237V236H61ZM123 237H124V235H123ZM196 237H198V236H196ZM255 238H256V236H254ZM41 238V237H40ZM65 238V237H64ZM67 238H70V237H67ZM162 238V237H161ZM259 238V237H258ZM127 239V238H126ZM257 239V238H256ZM26 240H32V239H26ZM141 239H139V241H140ZM171 240V239H170ZM259 240V239H258ZM35 241V240H34ZM59 241V240H58ZM69 241H70V239H69ZM131 241V240H130ZM138 240H137V242H139ZM141 241H144V239H142ZM255 241V240H254ZM30 242V241H29ZM133 242H135V241H133ZM136 242V243H137ZM248 242V241H247ZM52 243V242H51ZM54 243V242H53ZM62 243H65V242H62ZM131 243V242H130ZM255 243V242H254ZM253 243V244H254ZM34 244V243H33ZM129 244V243H128ZM151 244H153V243H151ZM35 245V244H34ZM50 245V244H49ZM53 245V244H52ZM56 245V244H55ZM137 245V244H136ZM147 246L149 245V244H146ZM32 246V245H31ZM45 246V245H44ZM111 246H113V245H111ZM150 246V245H149ZM153 246H154V244H153ZM246 246V245H245ZM257 245H255V249L254 250H259V249H257V247H256ZM114 247V246H113ZM152 247V246H151ZM46 248H47V246H46ZM150 248V247H149ZM148 248V249H149ZM153 248V247H152ZM155 249H156V245H155V247H154ZM153 248V249H154ZM246 248H247V246H246ZM259 248V247H258ZM48 249H49V251L50 250H52V249H50L49 248V246H48ZM54 249V248H53ZM67 249V248H66ZM152 249V250H153ZM154 249V250H155ZM160 249V248H159ZM240 249V248H239ZM24 250H26V249H24ZM60 250V249H59ZM58 250V251H59ZM62 250V249H61ZM64 250V249H63ZM68 250V249H67ZM153 250V251H154ZM245 250V249H244ZM254 250H252V251H254ZM261 250H262V248L260 249V252L259 253H261ZM28 251V250H27ZM31 250H30V248H29V252H30ZM54 251V250H53ZM53 251H52V254L51 255H53ZM131 251V250H130ZM184 251V250H183ZM236 251L238 252V251H240V250H237L236 249ZM243 251V249L240 251V252H242ZM246 251V250H245ZM244 251V252H245ZM251 251V252H252ZM41 252V251H40ZM60 252V251H59ZM63 252V251H62ZM64 252H65V250H64ZM61 253L62 255L64 254L65 255V253ZM129 252V251H128ZM132 252V251H131ZM133 252H135V251H133ZM68 253H70V252H68ZM141 253V252H140ZM152 253V252H151ZM160 253V252H159ZM158 253V254H159ZM246 253V252H245ZM57 254V253H56ZM58 254H60V253H58ZM58 254H57V256L56 257H58ZM59 255L60 257H62V255ZM152 254H154V253H152ZM163 254H165V253H163ZM163 254H159L160 256H162ZM242 254H244V253H241V255ZM38 255V254H37ZM54 255H55V253H54ZM133 255V254H132ZM245 255V254H244ZM256 255V254H255ZM71 256V255H70ZM74 256V255H73ZM134 256V255H133ZM160 256L158 257V258H153V259H158L159 261L158 262H162L161 264H164V262H163V258L166 256V254H165V256H162V259L160 258ZM238 256V255H237ZM239 256H240V254H239ZM246 256V255H245ZM254 255L252 254V256H250V257H253ZM23 257L27 260V262L28 261H31L30 259H28V257H26V256H24L23 255ZM43 257V256H42ZM148 257V256H147ZM146 257V258H147ZM151 257V259H152V255L150 256ZM157 257V256H156ZM167 257V256H166ZM249 257V258H250ZM23 258V259H24ZM31 258L32 259H34V260H38L39 258H38V256H35V255H31ZM52 258H54V257H52ZM241 259H245V258H247V257H244V256H242V257H240ZM259 259V257L257 256L255 259ZM55 259V258H54ZM115 259V258H114ZM129 259V258H128ZM133 259H135V257L133 258ZM144 259L145 258H143V260L142 261H140L139 259H138V262H143L144 261ZM204 259V258H203ZM248 259V258H247ZM246 259V260H247ZM253 259V258H252ZM251 259V260H252ZM68 260H69V258H68ZM107 260V259H106ZM112 260V259H111ZM136 260L137 259H135L134 261L136 262ZM148 260V259H147ZM162 260V261H161ZM166 260V259H165ZM171 260H173V259H171ZM44 261V260H43ZM66 261H67V259H66ZM132 261V260H131ZM145 261H146V259H145ZM151 261V260H150ZM174 261V260H173ZM253 261H255V260H253ZM26 262V261H25ZM33 262V261H32ZM37 262H39V261H37ZM36 262V263H37ZM64 262V261H63ZM68 262V261H67ZM97 262H99V260L97 261ZM152 262H153V260H152ZM248 262H252V261H250L249 259H248ZM257 262V261H256ZM256 262H253L254 264L256 263ZM263 262V261H262ZM29 263V262H28ZM51 263V262H50ZM62 263V262H61ZM101 263V262H100ZM105 263H107V261L105 262ZM104 263V264H105ZM147 263V262H146ZM154 263H156V261L155 262H153V264ZM166 263V262H165ZM0 264H5V263H3L1 260H0ZM16 264V263H15ZM26 264V263H25ZM34 264V263H33ZM37 264H39V263H37ZM78 264V263H77ZM80 264V263H79ZM91 264V263H90ZM98 264V263H97ZM101 264H103V262L101 263ZM108 264V263H107ZM110 264V263H109ZM133 264V263H132ZM136 264H138V263H136ZM148 264V263H147ZM150 264H152V263H150ZM157 264V263H156ZM257 264V263H256Z\"/></svg>",
	"mask_w": 264,
	"mask_h": 264
},
{
	"label": "clouds",
	"instance_id": "obj_3",
	"mask_svg": "<svg viewBox=\"0 0 264 264\" xmlns=\"http://www.w3.org/2000/svg\"><path fill=\"white\" fill-rule=\"evenodd\" d=\"M235 0H186L187 4L193 6L190 17H178L176 23L180 26L190 25L193 30L203 31L209 26L216 24L222 26L217 35L223 39L234 32L236 27L242 25L244 21L235 10L230 7ZM212 3V8L209 4ZM213 8L217 9L213 11ZM96 0H55L53 6L49 9L47 15L62 25H67L68 35L73 42L78 38L81 32H91L97 17ZM46 13H41L37 22L43 23ZM165 30V24L162 20L145 17L140 24L139 31L146 37H159ZM259 33L252 32L249 41L255 47V41L258 40ZM101 43L97 40V44ZM96 73L100 75L107 74L111 69V60L107 50L104 47H98L95 53ZM247 66L254 72L264 71V55H253L247 61Z\"/></svg>",
	"mask_w": 264,
	"mask_h": 264
},
{
	"label": "built area",
	"instance_id": "obj_4",
	"mask_svg": "<svg viewBox=\"0 0 264 264\" xmlns=\"http://www.w3.org/2000/svg\"><path fill=\"white\" fill-rule=\"evenodd\" d=\"M141 11L140 0H98L97 13L105 18L130 16ZM26 188L0 173V260L5 264L23 261L25 239L30 234Z\"/></svg>",
	"mask_w": 264,
	"mask_h": 264
},
{
	"label": "crops",
	"instance_id": "obj_5",
	"mask_svg": "<svg viewBox=\"0 0 264 264\" xmlns=\"http://www.w3.org/2000/svg\"><path fill=\"white\" fill-rule=\"evenodd\" d=\"M47 68V67H46ZM64 90V88L63 89H59L58 88V86H56V84H49L48 86H47V90H46V92H45V94L47 95V96H49V98H51V97H54V96H57V95H60V94H62V91ZM4 118V117H3ZM5 119V118H4Z\"/></svg>",
	"mask_w": 264,
	"mask_h": 264
}]
</instances>
